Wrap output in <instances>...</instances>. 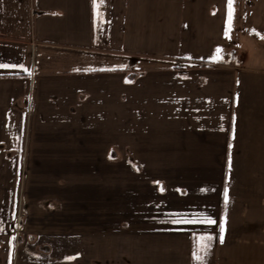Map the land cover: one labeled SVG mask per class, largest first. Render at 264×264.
<instances>
[{"label": "crops", "instance_id": "0c3cea01", "mask_svg": "<svg viewBox=\"0 0 264 264\" xmlns=\"http://www.w3.org/2000/svg\"><path fill=\"white\" fill-rule=\"evenodd\" d=\"M96 3L0 0V260L20 200L51 251L264 264V0Z\"/></svg>", "mask_w": 264, "mask_h": 264}, {"label": "rangeland", "instance_id": "374dc122", "mask_svg": "<svg viewBox=\"0 0 264 264\" xmlns=\"http://www.w3.org/2000/svg\"><path fill=\"white\" fill-rule=\"evenodd\" d=\"M27 171L28 169L26 166H20L22 179L19 196L23 194V180L27 175ZM43 205L45 207L46 204ZM14 209L16 210V214L14 215L12 226L8 228L6 235V238L10 239L4 240V243L11 244V248L9 247L8 249L5 247L4 254L5 258L8 254L10 259H5V261L0 260V264H173L171 251L165 253V261L159 262L163 251L158 250L157 238L155 237L145 238L144 241L138 240L137 243H135L134 238L133 246L131 249L129 248L128 251L125 250L127 243L125 244L123 235L122 238H118V243L121 240V244L117 243V249H114L115 245H112L115 243L113 239V237H115L114 235L103 234L96 237L89 234L79 236L83 240L81 245L76 244L65 252H59L58 245H56L57 248L54 247L55 249L51 251L41 235L35 236L23 231L26 218L21 213L22 206L20 200H17ZM124 224L125 223L122 222L121 226L124 227ZM0 243H3V241H0ZM31 243L34 245L32 246L34 253L30 252V254L32 253L34 256H32V259L28 256L30 258L29 260L26 257L28 248L26 244ZM46 252H48L46 257H44L45 255L39 256ZM69 257H74V259H68ZM167 258L169 259L167 260Z\"/></svg>", "mask_w": 264, "mask_h": 264}, {"label": "snow or ice", "instance_id": "6c2138e0", "mask_svg": "<svg viewBox=\"0 0 264 264\" xmlns=\"http://www.w3.org/2000/svg\"><path fill=\"white\" fill-rule=\"evenodd\" d=\"M94 3H96V0H94ZM103 3V0H99L98 3H96V8H97V14L99 15V8L101 6V4ZM229 16H228V25H229V31H230V27H231V21H232V0H229ZM226 35H227V32H226ZM262 39H264V37H261ZM221 50L220 49H217V52H220ZM10 67V65L8 64H0V68H8ZM230 166V165H229ZM158 183V182H157ZM161 191H164L163 187H161L160 189ZM202 191H207V189H202ZM225 202L227 203V200H228V193H227V190H225ZM174 223H197V222H207L208 224H215L216 221L211 219V218H205L204 221H198V220H195V219H192V220H189V219H183V220H176V221H173ZM223 226H221V232H223ZM200 241L203 242L205 240L207 241H211L212 240V236H207V237H203L201 236L200 238ZM221 242H223V236L221 235ZM201 249H203L206 253V249H207V245L206 244H203L201 243ZM193 256L194 258L200 262V264H204V258L197 254L196 252L193 253ZM68 259H74V257H69Z\"/></svg>", "mask_w": 264, "mask_h": 264}]
</instances>
